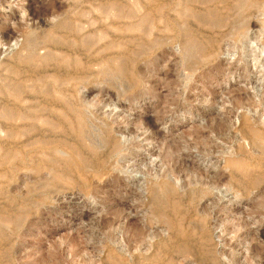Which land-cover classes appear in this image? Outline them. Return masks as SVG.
<instances>
[{
    "label": "rangeland",
    "instance_id": "obj_1",
    "mask_svg": "<svg viewBox=\"0 0 264 264\" xmlns=\"http://www.w3.org/2000/svg\"><path fill=\"white\" fill-rule=\"evenodd\" d=\"M243 114L264 133V0H0V264H264Z\"/></svg>",
    "mask_w": 264,
    "mask_h": 264
},
{
    "label": "bare ground",
    "instance_id": "obj_2",
    "mask_svg": "<svg viewBox=\"0 0 264 264\" xmlns=\"http://www.w3.org/2000/svg\"><path fill=\"white\" fill-rule=\"evenodd\" d=\"M119 14V13H118ZM157 16V15H156ZM201 16V15H200ZM208 21V20H207ZM223 22V21H222ZM136 26V25H135ZM148 29V28H147ZM54 42V41H53ZM212 43V42H211ZM88 44V43H87ZM206 49H208V48H206ZM206 51V50H205ZM45 52V51H44ZM191 53V52H190ZM193 54V53H192ZM215 54H217L216 52H214V53H211V55H215ZM26 55V54H25ZM24 55V56H25ZM35 55V54H34ZM33 55V56H34ZM37 55V54H36ZM39 55V54H38ZM37 55V56H38ZM43 56H44V54H42ZM24 56H22V58L24 57ZM26 57V56H25ZM27 57H29V56H27ZM21 58V59H22ZM30 58H32L31 56H30ZM33 58H35V57H33ZM48 58H50V57H48ZM48 58H46V59H48ZM27 59V58H26ZM39 59V58H38ZM25 60V59H24ZM35 60V59H34ZM33 60V61H34ZM45 61V60H44ZM47 61V60H46ZM24 62H26V61H24ZM28 62V61H27ZM29 63V62H28ZM33 63V62H32ZM67 63H68V60H67ZM212 63H214V62H212ZM211 63V64H212ZM31 64V63H30ZM34 64V63H33ZM210 64V65H211ZM35 65V64H34ZM80 65V64H79ZM117 65V64H116ZM119 65V64H118ZM126 65V64H125ZM68 66V65H67ZM70 66V65H69ZM80 67V66H79ZM124 67V66H123ZM115 68V67H114ZM126 68V67H125ZM118 69V68H117ZM121 69H123V68H121ZM128 69V68H127ZM126 69V70H127ZM200 70V69H199ZM118 71V70H117ZM125 71V70H124ZM123 71V72H124ZM119 72V71H118ZM54 80V79H53ZM62 81V80H61ZM62 84V83H61ZM51 85H53V84H51ZM61 86V85H60ZM56 87V86H55ZM51 89V88H50ZM59 89H61V88H59ZM17 90V89H16ZM15 90V91H16ZM53 90V89H52ZM18 92V91H17ZM46 92H47V89H46ZM51 92V91H50ZM48 93H49V91H48ZM47 93V94H48ZM17 94V93H16ZM46 94V95H47ZM54 93H52V95H53ZM49 95H51V94H49ZM50 97V96H49ZM67 97V96H66ZM56 98V97H55ZM60 98V97H59ZM62 98V97H61ZM58 99V98H57ZM59 100V99H58ZM48 107V106H47ZM81 118V117H80ZM84 117H82L81 118V121H82V119H83ZM76 120V119H75ZM78 120H79V118H78ZM83 120H85V119H83ZM240 125H241V127H240V131L244 134V135H246L247 133L246 132H248L249 133V137H251V139L253 140L252 141V144H255V143H257L256 141H258V142H260V143H262V145H261V148H262V151H264V133H262L259 129H257L256 128V125H255V123H253L252 122V118L250 117V116H248V114H243V115H241L240 116ZM77 122V121H76ZM79 123H84V122H80V120L78 121V124H77V126L79 125ZM80 126H82V125H80ZM225 125L223 124V123H221V127H224ZM75 127V126H74ZM79 129H82V127L81 128H79ZM78 129V130H79ZM79 133V132H78ZM81 136V135H80ZM118 145V144H117ZM240 148H241V150L242 151H244V152H246V148H245V146H243V145H241L240 146ZM72 154V153H71ZM73 157V156H72ZM73 160H74V158H72ZM77 159V158H76ZM75 159V160H76ZM71 161V160H70ZM69 161V162H70ZM76 162V161H75ZM80 162H82V161H80ZM87 162V161H86ZM73 163V162H72ZM78 164H79V162H78ZM263 164V163H262ZM75 165H77V164H75ZM80 165H81V163H80ZM79 165V166H80ZM70 166V165H69ZM79 166H77L79 169L81 168V167H79ZM262 166V165H261ZM87 167V166H86ZM77 168V169H78ZM230 168V167H229ZM84 169V168H83ZM83 171V170H82ZM81 172V171H80ZM56 173H58V172H56ZM83 173V172H82ZM60 175H63V174H60ZM88 175V174H87ZM86 175V176H87ZM85 176V175H84ZM239 176H240V174H239ZM63 177V176H62ZM80 177H81V175H80ZM58 178V177H57ZM224 178V177H223ZM223 178H218L217 180H220V181H223L224 179ZM230 178H231V181H232V183H237V180H238V176H237V174L234 172L233 174L231 173L230 174ZM62 179V178H61ZM59 180V179H58ZM61 181V180H60ZM89 182V181H88ZM190 182H191V186H190V189H188L187 191H186V193H191V192H193V193H191V194H196V193H200V194H203L204 192H206V191H208L210 188H212L211 187V185L208 183V182H203V181H201V180H199V179H195V178H191L190 179ZM168 191H170V193H172V192H174V188H172V187H170V190H168ZM190 194V195H191ZM203 195H205V194H203ZM202 197V196H201ZM184 198V197H183ZM195 198H197V197H195ZM210 198V197H209ZM186 204V203H185ZM218 204V203H217ZM218 208V207H217ZM259 215V214H258ZM172 216H174V215H172ZM210 218H211V216L210 215H207L206 217H204L203 218V220L204 221H207V220H210ZM201 222V221H200ZM209 222V221H208ZM205 226V225H204ZM199 231V230H198ZM200 233V232H199ZM180 235V234H179ZM261 235L262 236H264V231H262L261 232ZM208 239L209 240H212L210 237H209V235H207V237H206V242L205 241H201V245H200V249H201V251L199 252V251H194V249L192 250V254L193 255H195V257L196 258H198L200 261L202 260V259H204L205 257H206V253H205V245H207V244H209V242H208ZM182 240V239H181ZM188 240V239H187ZM182 242V241H181ZM207 243V244H206ZM172 244V243H171ZM191 245H192V242H191ZM199 245V244H198ZM194 246V245H193ZM213 246L215 247V250L214 251H212L211 250V252H210V255H211V257L209 258L211 261H210V263L211 264H226L224 261H223V259L221 258V254H219L218 253V250H217V247L216 246H218V244H216V246H215V242H213ZM184 248V247H183ZM197 248V247H196ZM198 253V254H197ZM202 254V255H201ZM174 255V254H173ZM205 257H204V256ZM175 257H176V255H175ZM206 260V259H205ZM204 261V260H203ZM207 263V262H206Z\"/></svg>",
    "mask_w": 264,
    "mask_h": 264
}]
</instances>
